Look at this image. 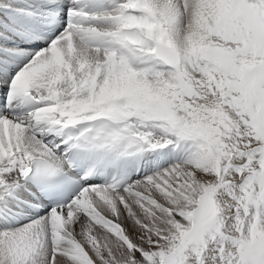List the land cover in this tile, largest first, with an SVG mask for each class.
<instances>
[{"label":"snow or ice","instance_id":"1","mask_svg":"<svg viewBox=\"0 0 264 264\" xmlns=\"http://www.w3.org/2000/svg\"><path fill=\"white\" fill-rule=\"evenodd\" d=\"M0 264H264V0H0Z\"/></svg>","mask_w":264,"mask_h":264}]
</instances>
